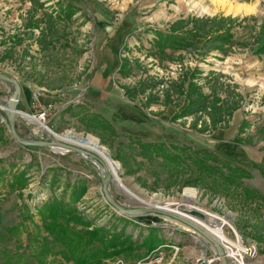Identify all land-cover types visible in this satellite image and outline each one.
Instances as JSON below:
<instances>
[{
    "label": "rangeland",
    "instance_id": "374dc122",
    "mask_svg": "<svg viewBox=\"0 0 264 264\" xmlns=\"http://www.w3.org/2000/svg\"><path fill=\"white\" fill-rule=\"evenodd\" d=\"M59 1L64 6L72 5L80 11L68 20L65 15L59 14ZM224 2L234 7L248 6L253 11L231 13L218 6L219 0H0V73L16 79L21 87L37 86L41 91L76 86L86 89V79L89 76L87 69L91 66V62L98 59V47L109 39L104 36L103 30L107 29L105 27L111 24L112 34L126 27L132 28L131 31L125 29L128 31L126 43L128 41L135 43L134 37L137 38L138 43L131 47L127 43L123 48L122 63L126 60L128 65L126 74L120 71L123 88L121 93L144 107L161 105L170 116L173 112L181 113L188 106L190 100L187 90L189 82L193 80L207 98L199 99L193 93L192 114L178 120L173 119L174 114L167 122L168 132L174 133L172 135L179 142L178 144L191 142L200 147L211 148L223 158L230 160L233 165L238 166L233 158H229L224 150H221V145L213 136L215 131L213 128L228 127L232 119L231 112L234 107H238L237 112L234 111L237 113L236 120L240 119L241 123L246 121L245 128L249 130L246 138V144L250 147L249 155L260 161L264 157V55H257L255 52L264 45V0H225ZM216 15L239 19L231 24L235 25L231 28L234 42L228 45L227 55L208 50L209 46L213 45L212 37L216 36L212 32L218 28L221 30L227 28L230 24L227 21L203 23L208 35L197 48L172 50L160 49L155 45L157 40L155 31H167L170 24L177 20L184 19L187 22L188 17L212 18ZM29 21L36 22L39 28L29 30L27 28ZM183 25L180 23V26ZM13 93L12 85L0 81V107L3 111H6L7 101ZM217 99H220V102H217ZM19 110L23 115L21 114V120L17 123L18 132L24 139L48 138L57 134L68 143L76 144L67 140V137L73 136L84 140L90 137L96 138L107 150L112 161L120 165L118 178L121 187L116 182V176L107 161L100 154L86 146L76 145L102 159L103 165L107 170L109 169L108 177L112 178L110 193L125 208L135 210L152 207L163 210L196 226L199 225L198 227L206 232L209 228L206 229L200 224H210L211 216H216L220 218L219 222L223 224V231L228 239L233 242L240 239L243 247H255L256 256L247 262L264 264L263 201L256 200L243 204L239 199L228 198L202 185H188L187 181L191 179L189 171L164 166L161 162L150 165L142 157L137 156V151L133 154L135 158L127 148L128 138L123 136L114 138L109 132L96 130L95 127L88 129V126H91L90 118H84L80 125L66 126L61 122L57 127H53L49 122V116L44 124L42 122L45 128L49 127L44 129L34 122L35 119L29 116L30 120L26 118V114L35 113ZM218 120L220 122L214 124ZM196 121L198 126L194 128ZM3 123L8 129L7 153L13 152L6 159L13 163L14 171L26 170L29 181L27 188L19 196L10 192L8 188H3V204L12 200L14 208L10 212H4L2 210L4 205L0 203V264H11V262L37 264V260L31 254L33 250L29 248L27 230L15 235L6 232V227L25 220L28 230L32 231L33 225L30 221H26V216L30 212L35 214L38 220L39 206L34 207L30 201L35 200L39 203L42 201V196L39 194L47 189V180H51V186L54 187L62 185L66 187L67 184L73 185L75 181L86 184L87 193L81 201L93 200L91 206L96 209L92 215H84L77 208L78 213L91 224L90 230L107 228L94 225L96 220L103 216L104 210L97 209L100 208L99 204L104 203L103 179L98 168L77 152L62 154L39 146L23 147L12 137L8 122ZM22 123L27 124L24 126ZM204 123H207L211 132L202 134L198 131ZM49 129L54 134L49 133ZM236 141L238 139L233 140L234 143ZM20 146L22 148H19ZM17 148L24 151L20 153L23 156L19 158L23 161V168L22 165H18L20 163L17 160L19 154ZM119 152L127 155L129 160L127 166L118 160ZM6 167H9L8 163ZM48 169H58V171L53 173ZM252 170L249 172L251 173ZM87 175L92 179L88 180ZM7 177L11 180L10 175ZM55 179L58 181L54 184ZM251 183L259 184L257 180ZM32 184L36 185L35 196L27 195V190ZM39 189L43 190L39 191ZM189 191L196 194L192 200L188 195ZM218 199L222 200V203ZM169 203L172 204L170 208L174 210L172 213L162 209ZM191 211L202 213L204 218L193 216ZM153 215L142 214L139 218L136 215L123 214L117 217L114 228L132 235L136 242L143 241V238L155 229L164 243H174V246L180 247V251L182 241L177 240L174 235L179 237L197 231L187 223L169 215ZM185 215H190L191 218L187 219ZM198 241L200 253L197 256L209 257L203 250L207 246L205 241L202 240L203 243L199 239ZM161 249H167V252L170 248L160 246L156 252ZM214 249L216 250L215 247ZM180 251L175 253L173 249L175 255ZM146 255V249L142 248L136 251V257L132 260L120 257L108 263L119 264L118 260L121 259L123 264H146L147 257L158 256ZM172 255L169 253L164 256L166 258L161 264L187 262L182 259L170 262L169 258ZM49 263L73 264L65 262L60 256L50 257Z\"/></svg>",
    "mask_w": 264,
    "mask_h": 264
},
{
    "label": "trees",
    "instance_id": "16d2710c",
    "mask_svg": "<svg viewBox=\"0 0 264 264\" xmlns=\"http://www.w3.org/2000/svg\"><path fill=\"white\" fill-rule=\"evenodd\" d=\"M58 4L59 14L65 15L68 20H71L80 11L79 8L72 5L64 6L60 1ZM238 20V18L232 16L223 17V15H216L212 18L188 17L187 22L184 19L177 20L173 24H170L167 31H155L157 37L155 45L160 49L172 50L197 48L198 44L207 38L208 35L202 25L203 23L227 21L230 24L224 30L218 28L215 32L211 31L216 36L212 37L211 44L213 45L208 48L209 52L219 51L227 55L229 52L228 45L234 42L231 28L235 25L231 24H234ZM180 23L184 25L180 26ZM190 25L192 27H189ZM27 28L29 30L38 29L39 25L34 21H29ZM255 53L257 55H264V45L257 49ZM127 65L128 62L123 60L121 67L122 74H126ZM193 93L199 99L205 100L207 98L198 88V84L191 80L187 90L190 102L181 113L175 114L173 119H182L192 114ZM217 102H220V99H217ZM237 109L238 107H234L233 112ZM233 112H231V117ZM89 120L91 126H88V129L95 127L94 129L96 130L109 132L114 138L119 137L112 125L104 119H100L99 116L94 115ZM217 122H220V120L214 124ZM246 125L247 122L244 121L240 128V134ZM197 126L198 122L196 121L194 128H197ZM216 129L217 127L213 128V130ZM17 130H19L18 126ZM198 131L202 134L208 132L207 123H204V126ZM5 142V139L1 137L0 126V147L1 143L4 144ZM27 148L33 147L29 146ZM127 148L132 155L137 151V156L142 157L150 165L161 162L164 166H173L182 170L186 169V171L191 173V179L187 181L188 185H202L228 198L239 199L243 204L256 200L264 202V195L244 185L243 181L251 179L253 175L246 169L233 165L230 160L223 158L211 148L200 147L191 142H184L183 144L144 142L137 137L129 138ZM134 157L136 158V156ZM118 160L124 166H127L129 163L127 155H123L121 152L118 154ZM3 163L0 159V203L3 201V188H8L10 192L17 191L20 195L27 188L29 181L26 170L14 171L12 164L6 167ZM48 171L56 173L58 169H48ZM8 175L11 176V180L8 179ZM57 181L55 179L54 184ZM46 183L54 195L52 199L37 207L38 220H36V215L33 213L29 212L26 216V221H30L33 225L32 231L28 230L25 220L6 228V232L15 235H20L23 230H27L29 248L33 250L31 254L37 260V264H50L49 258H56L58 256L65 262H72L73 264H109L108 261H113L120 257H123L125 260H132L136 257V251L142 248L146 249V256H149L165 244L155 229L147 237L143 238V241L136 242L132 235L126 234L123 230H120L123 231L120 232L114 228V223L118 216L114 217L110 228H94L90 230L91 224L82 218L77 209V204L87 193L86 184L75 181L73 185L67 184L66 187L64 185L54 187V185L51 186V180H47ZM60 187H63V192L60 196H57L55 193ZM11 264L14 263L11 262Z\"/></svg>",
    "mask_w": 264,
    "mask_h": 264
},
{
    "label": "crops",
    "instance_id": "0c3cea01",
    "mask_svg": "<svg viewBox=\"0 0 264 264\" xmlns=\"http://www.w3.org/2000/svg\"><path fill=\"white\" fill-rule=\"evenodd\" d=\"M134 26L135 25H133V28ZM105 28L107 29L103 30L104 36L109 39H106L102 45L98 47L99 57L96 61L91 62V66L87 69L89 76L88 79H86V89L76 86L75 88L41 91V88L37 86H22V94L20 96L18 109L39 113L43 108L51 107L49 122L53 127H57L61 122L66 126L80 125V122L84 118H91L97 115L100 119L109 122L117 135L126 137V139L137 137L144 142L178 144L179 142H177L176 138L172 135L174 133L171 134V132H168L169 129L167 127V122L171 120L175 112L171 113L169 116L166 113L167 110L161 105L144 107L121 93L123 88L121 87L122 79L120 71L122 67L123 48L127 43L129 47L138 43L136 37H134L135 43H133V41H128L126 43L128 31H131L132 28L128 29L126 27L128 31H126L125 28L113 34L111 33L113 30L111 24ZM35 95H37V99ZM35 99L39 105L37 108L34 106ZM236 112H234L232 119L229 121L228 127L215 130L213 136L221 145V150H224L227 156L235 159L238 166L247 170L253 169L251 173L254 179L245 180V186L250 189H255L264 195V157L260 161H257L249 155L250 147L246 144V138L249 134L247 131L249 130L245 128L241 134L239 133V128L242 123L240 119L236 120ZM5 116V111L0 107L1 137L6 141L4 144L1 143L0 159L4 162V165L8 163L10 166V164L13 165V163L6 158H9L13 152L8 151L7 153L9 143L7 137L8 129L3 123V119L6 118ZM73 128L75 129V127ZM35 137L37 138V136ZM190 138L192 139V137ZM234 139H238V141L234 143ZM19 148H22V146ZM14 150H16V148H14ZM21 152L24 153L23 150L19 149L17 160L20 164L18 165L23 164V161L19 159L23 156L20 154ZM12 161L15 162L14 159H12ZM23 167L22 165L21 168ZM254 180H257L259 184L251 183ZM3 191L4 190H2V192ZM13 194L19 196L17 191L13 192ZM2 197L4 198L3 195ZM3 202L4 200L1 205ZM13 204L14 202L12 200L8 201L3 204L2 210H4V212H10L14 208ZM174 237L182 241V243H180L181 251L179 254L175 255L173 253L172 246L174 243H165L161 247L170 248L167 252V249H161L158 252L155 251V253H152L151 256L163 255L164 257L172 253L173 255L169 258L170 262H175L177 259H182L186 262L200 253V251H198V239L202 243V240H204L207 244L203 250H205L209 256L214 253L215 246H213L199 231L179 237L174 235Z\"/></svg>",
    "mask_w": 264,
    "mask_h": 264
},
{
    "label": "water",
    "instance_id": "95a60500",
    "mask_svg": "<svg viewBox=\"0 0 264 264\" xmlns=\"http://www.w3.org/2000/svg\"><path fill=\"white\" fill-rule=\"evenodd\" d=\"M0 81L5 82V83L12 85L14 87V93L10 97L8 104L5 107V109H6L5 112H6V120L9 124V128H10V132L12 134V137L19 144L26 146V147L27 146L28 147L29 146H32V147L39 146V147L47 148L50 150H53L54 148H62L63 149L62 152L67 150L68 152H77V153L81 154L84 157V159L93 163L98 168L99 173L103 179V193L105 195V198L113 207H115L121 213H123L125 215H129V216L130 215H136V216H139V218L141 217L142 214H147V215L163 214V215H169L173 218H177V219L187 223L188 225L193 227L195 230L201 232L215 246L217 253L221 258V262H222L221 264H230V262L226 258L224 248H223L222 244L219 242V240L217 238H215L213 235H210L205 230H203V229L199 228L198 226L192 224L191 222H189L183 218H180L178 216H174L173 214H170L169 212L159 210V209H155L152 207H147L144 209H135V210H129V209L125 208L110 193V186H111L112 178L108 177L107 171L109 169L107 170V168L103 165V162L101 161L102 159L100 157H98L96 154H94V153L88 151L87 149H85L81 146H78L76 144L68 143L67 141L57 137V134H55L54 137H51V138L46 139V140H40V139L29 140V139L22 138V136L20 135V133L17 130V123L19 120H21V114H22V112L18 109L20 96L22 94L21 84L16 79H14V78H12L9 75H6L4 73H0ZM191 214L193 216H197L201 219L204 218V215L200 212L191 211Z\"/></svg>",
    "mask_w": 264,
    "mask_h": 264
},
{
    "label": "built area",
    "instance_id": "2783aa9c",
    "mask_svg": "<svg viewBox=\"0 0 264 264\" xmlns=\"http://www.w3.org/2000/svg\"><path fill=\"white\" fill-rule=\"evenodd\" d=\"M35 98L37 99V95H35ZM36 99L34 102L35 108H37L39 106ZM50 111H51V107L43 108L41 110V112L35 113L33 116L36 117L39 121L45 123L47 118L49 117ZM5 121H7L6 118L3 119V122H5ZM25 124H27V123H22V125H24V126H25ZM29 128H30V130H32V128L30 126H29ZM36 133H38V132H36ZM49 138H51V137L41 138L40 140H46ZM63 153L66 154V153H68V151L65 150L64 152H62V154ZM86 178H88V180L92 179L88 175L86 176ZM39 185H40V183H39ZM46 185H47V189H44V190L39 189V191L43 190L39 194V196H42V201L40 203L35 201V200L30 201V203L34 207L39 206V204H41L43 202H47L53 198V195H54L53 192L51 191V189L47 183H46ZM35 186L36 185H34V184L29 186V188L27 190V195L35 196V193L37 192V190H35ZM62 192H63V187H60L59 189H57L55 195L60 196L62 194ZM102 195H103L104 203L102 205L99 204L100 208H97V209H104L103 214H102L103 216L99 220H96L97 224L95 223L94 225H98L99 227L103 226V227L110 228L112 225L114 217L115 216H123V213H121L119 210H117L115 207H113L107 201L104 194H102ZM218 201L222 203V200L218 199ZM92 203H93V201H90V202L80 201L77 204V208L84 215H92V213L96 209L95 207L91 206ZM153 216H155V215H153ZM109 222H111V223H109ZM106 225H108V226H106ZM219 242L222 244L224 251H225V254H226V258L228 259L230 264H241L240 263L241 261L249 264L247 261H249V259L254 258L256 256L255 247L244 246L245 251L243 252V254H237L236 255V254H232V246L227 240H221ZM172 248L175 250V253H178L180 251V247H178V246L173 245ZM163 259H164L163 255H158L156 257H147L148 262L146 264H161L163 262ZM118 262H119V264H123V261L121 259L118 260ZM213 263H215V264H221L222 263L221 258L215 249H214V253L211 256H209V257H205L203 255L197 256V257H194V258L188 260L185 264H213Z\"/></svg>",
    "mask_w": 264,
    "mask_h": 264
},
{
    "label": "bare ground",
    "instance_id": "6f19581e",
    "mask_svg": "<svg viewBox=\"0 0 264 264\" xmlns=\"http://www.w3.org/2000/svg\"><path fill=\"white\" fill-rule=\"evenodd\" d=\"M225 0H219V5L218 6H220V7H222L223 9H225V10H227L228 12H233V13H237V14H239V13H250V12H252L253 11V9H251V8H249L248 6H237V7H234V6H232V5H229V4H227V3H225L224 2ZM22 115H23V113H22ZM27 116H26V118L27 119H29L30 120V118L29 117H31V118H33V119H35L34 120V122L35 123H37L38 125H40L42 128H44V129H46L45 128V125H43L42 124V122L41 121H39L36 117H34L33 115H30V114H26ZM29 116V117H28ZM33 122V123H34ZM41 122V123H40ZM48 129V128H47ZM49 133H51V134H54V132L53 131H51L50 129H49V131H48ZM68 136V135H67ZM57 137H59L58 135H57ZM68 139L67 140H70V141H72V142H74V143H76V144H79V145H83V146H86V147H88V148H90V149H92V150H94L95 152H97L98 154H100L106 161H107V163H108V165H109V167H110V169H111V171H112V173L116 176L115 177V180H116V182L118 183V185L121 187L122 185H121V181H120V179L118 178V172H119V170H120V165L118 164V163H116V162H114V161H112V159H111V156L109 155V153L107 152V150L104 148V147H102L101 145H100V143H99V141L96 139V138H94V137H90V138H88L87 140H84V139H82V138H77V137H73V136H69V137H67ZM56 153H61L62 151H63V149L62 148H54L53 149ZM188 195H189V197H190V199L192 200V199H194L195 198V192H193V191H189L188 192ZM172 204L171 203H169V204H167L165 207H163L162 209H165V210H167V211H170L171 213L174 211L173 209H171L170 208V206H171ZM183 216V215H182ZM211 216V215H210ZM185 217L187 218V219H190L191 218V216L189 215V216H187V215H185ZM190 217V218H189ZM212 217V219H211V222H210V224H205V225H203V224H200L202 227H204V228H206V229H208L209 228V230H208V232H210L215 238H217L219 241H221V240H227L230 244H231V246H232V254H243V252L245 251V249H244V247L242 246V244H241V242H240V239H238V241H236V242H233V241H231L230 239H228L227 237H226V235H225V233H224V231H223V224L222 223H220L219 221H220V218H218V217H216V216H211ZM177 219V218H176ZM196 223V222H195ZM190 226V225H189ZM199 226V225H198ZM241 264H247L246 262H240Z\"/></svg>",
    "mask_w": 264,
    "mask_h": 264
}]
</instances>
